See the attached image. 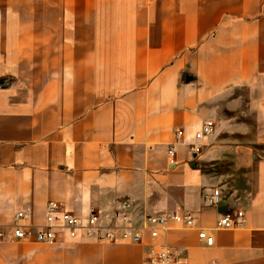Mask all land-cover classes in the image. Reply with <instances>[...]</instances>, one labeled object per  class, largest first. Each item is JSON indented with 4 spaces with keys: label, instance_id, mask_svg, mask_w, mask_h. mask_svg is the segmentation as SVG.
<instances>
[{
    "label": "crops",
    "instance_id": "1",
    "mask_svg": "<svg viewBox=\"0 0 264 264\" xmlns=\"http://www.w3.org/2000/svg\"><path fill=\"white\" fill-rule=\"evenodd\" d=\"M126 201L138 224H196L139 245L5 237L0 264H146L153 245L185 264H264V0H0V232L21 211L42 226L50 202L87 216ZM237 209L244 229L216 228Z\"/></svg>",
    "mask_w": 264,
    "mask_h": 264
},
{
    "label": "built area",
    "instance_id": "2",
    "mask_svg": "<svg viewBox=\"0 0 264 264\" xmlns=\"http://www.w3.org/2000/svg\"><path fill=\"white\" fill-rule=\"evenodd\" d=\"M214 125L207 121L202 128L193 135L189 144L192 155L197 156L204 147L203 141L214 133ZM183 132L177 133V139ZM170 158L176 156L175 147L169 149ZM208 205L217 207L221 203L222 194L219 189L213 188L206 194ZM28 213L21 211L15 215V223L9 235L0 232V239L11 237L14 239L34 238L37 243L53 245L56 243L99 242L141 243L145 233L156 240L169 230L173 223L185 228H193L196 217L188 212L186 214L160 213L146 214L143 221L138 224L134 221L132 204L122 202L112 213L92 211L87 216H80L64 209L57 202H50L47 206L45 223L42 226H26L22 224L28 219ZM247 224L245 210L237 209L232 213L221 216L217 221L219 229L244 228ZM199 238L207 246H213L214 238L207 230L199 232ZM146 264H185L180 250L169 245H153L150 248Z\"/></svg>",
    "mask_w": 264,
    "mask_h": 264
},
{
    "label": "rangeland",
    "instance_id": "3",
    "mask_svg": "<svg viewBox=\"0 0 264 264\" xmlns=\"http://www.w3.org/2000/svg\"><path fill=\"white\" fill-rule=\"evenodd\" d=\"M207 122V121H206ZM210 122H212V121H210ZM213 123V122H212ZM204 124V123H203ZM213 125H214V128H215V124L213 123ZM179 132H183V136H184V130H179V131H177V133H179ZM214 132H215V129H214ZM177 133H176V135H177ZM213 135V134H212ZM183 136H181L180 138H178L177 139V137H176V139H177V143H179L180 142V140L183 138ZM204 144V143H203ZM175 147V145H172L171 147ZM190 148V147H189ZM203 149H204V147H203ZM203 149H202V152H203ZM176 150V149H175ZM202 152L199 154V155H201L202 154ZM169 153V152H168ZM190 153H191V150H190ZM191 155H192V153H191ZM199 155H197V156H199ZM193 157H197V156H194V155H192ZM216 189H218V188H216ZM220 190V189H219ZM212 207V206H211ZM64 208V207H63ZM162 214V213H161ZM173 214H175V213H173ZM158 215H160V214H158ZM140 224V223H139ZM185 228V227H182V226H180V225H178V224H175V223H173V224H171L170 226H169V230L168 231H170L171 229H174V228ZM216 228H217V223H216ZM186 229H189V228H186ZM217 229H219V228H217ZM240 228H238V229H228V230H232V231H235V230H239ZM241 229H244V228H241ZM167 231V232H168ZM166 232V233H167ZM165 233V234H166ZM164 235V234H163ZM157 240V239H156ZM155 240V241H156ZM142 242H143V240H142ZM141 242V243H142ZM79 243H91L90 241H87V242H83V241H81V242H79ZM93 243V242H92ZM94 243H99V242H94ZM141 243H132V244H141ZM69 244V243H68ZM114 244V243H113ZM178 250H180V249H178ZM181 251V250H180ZM181 253H182V255H183V260H184V263H185V258H184V254H183V252L181 251Z\"/></svg>",
    "mask_w": 264,
    "mask_h": 264
},
{
    "label": "water",
    "instance_id": "4",
    "mask_svg": "<svg viewBox=\"0 0 264 264\" xmlns=\"http://www.w3.org/2000/svg\"><path fill=\"white\" fill-rule=\"evenodd\" d=\"M190 80V79H189Z\"/></svg>",
    "mask_w": 264,
    "mask_h": 264
}]
</instances>
